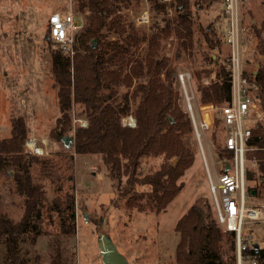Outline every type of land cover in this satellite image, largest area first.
Here are the masks:
<instances>
[{
    "label": "trees",
    "instance_id": "obj_1",
    "mask_svg": "<svg viewBox=\"0 0 264 264\" xmlns=\"http://www.w3.org/2000/svg\"><path fill=\"white\" fill-rule=\"evenodd\" d=\"M131 1L78 0L77 14L88 12V19L75 36L74 54L53 40L58 46L52 50L51 70L58 86L60 116L52 133L61 138L72 130L71 109L74 103H79L78 118L85 117L88 124L75 129V151L100 155L114 188L125 198L128 207L143 209L145 205L141 200L146 198V204L161 211L178 195L183 186L179 179L195 161V152L184 142L185 136L193 132V125L189 111L183 106V96L176 87L178 71L166 55H161V39L170 34V28L154 25L148 35L142 33L133 20L122 16L121 11L129 8ZM148 1L154 3L157 11L168 9L170 5L176 7L179 14L175 31L182 39L183 49L192 50L191 1ZM149 9L152 12L151 6ZM211 31L206 34V40L208 48L215 49L222 39L225 43V38L221 39L214 29ZM48 38L51 39L49 35ZM260 39L259 46L264 52V38ZM145 42V54L140 56L137 51ZM247 63L245 74L253 82L252 90L263 112V117L251 125L250 144L258 149L256 170L248 169L247 176L252 180L258 172L260 181L264 182V58L256 73ZM199 67L196 77L202 80L196 89L200 102H229L232 99L229 53L213 57L212 52L205 49ZM207 76L211 78L205 84L203 80ZM135 80L138 81L134 85ZM122 86L134 88L131 93L120 92ZM129 114L135 116V126L124 124ZM28 137L27 121L19 115L12 119L11 135L0 138V171L10 173L11 167H17L13 178L16 190L24 196L25 205L18 221L0 209V243L6 251L3 264H29L21 253L20 242L26 234H32L35 241L41 231L44 189L33 181L31 164L45 161L36 154L24 152L23 145ZM217 154L231 156L232 152L222 149L219 143ZM146 156H163L161 167L145 172L143 160ZM252 190L257 191V185L249 187L250 194ZM211 209L207 201L195 203L177 220L175 229L180 233L177 264H228L223 249L225 232ZM73 222L64 224L65 233L75 231ZM229 234L236 250L235 235ZM258 245L247 252L257 258L259 264H264V246ZM52 263L70 264L59 246Z\"/></svg>",
    "mask_w": 264,
    "mask_h": 264
},
{
    "label": "rangeland",
    "instance_id": "obj_2",
    "mask_svg": "<svg viewBox=\"0 0 264 264\" xmlns=\"http://www.w3.org/2000/svg\"><path fill=\"white\" fill-rule=\"evenodd\" d=\"M77 1L68 0L69 4L64 2L63 5V0H54V4H57L54 9L68 8L69 5L78 13ZM190 1L194 30L192 50L183 49L180 43L182 39L178 38L175 31L176 16L179 14L175 6H172L171 12L169 7L157 11L154 3L148 0H132L128 10L123 9L121 13L124 18L135 22L133 17L151 6L149 22L135 26L145 35L154 25L170 28V34L161 39V55H166L178 72L190 70L196 89L202 80L196 77V69H200L203 51L209 50L213 57L218 53H229V47L222 39L228 22L223 15L217 19L221 7L218 3L214 4L213 0ZM10 3V0H0V138L11 135L12 119L22 115L29 127V137L33 136L40 142L44 139L47 141L44 144L46 154H36L45 162L33 161L31 164L33 181L40 183L44 189L41 231L35 241L32 234L23 236L21 253L29 260V264H53L52 256L59 246L70 264H103L99 248V237L103 233L111 236L130 264H177L176 247L180 240V233L175 229L177 220L191 205L205 201L210 203L212 215L216 219L206 165L194 133L184 138L185 144L195 152V161L179 179L183 186L178 195L161 211L146 204V198L141 200L145 205L143 209L128 207L125 198L114 188L100 155L79 154L75 151V144L66 146L63 137L52 133L60 116L58 86L55 85L51 70L52 50L58 44L47 38L49 15L54 10L53 1L14 0L13 8ZM240 8L246 26L247 43L256 44L263 52L259 44L260 38H264V0H240ZM22 12L24 15H21ZM86 13L82 14L83 17H77L82 26L88 19ZM168 21L170 23L167 25ZM212 29L222 39L215 49H209L206 40V34H211ZM146 48L145 42L137 53L143 56ZM248 63L249 68H252V63ZM137 81H134V85ZM176 87L179 89L177 79ZM133 88L122 86L120 92L131 93ZM181 100L185 107L183 97ZM135 106L136 102L132 103L133 110ZM194 108L196 111L195 104ZM79 110L80 104L74 103L71 109L72 130L66 135H75L78 125L74 118H78ZM130 115L135 118L129 114L124 120ZM221 133L222 128L217 124L216 128L208 131V140L203 141L207 162L213 173L221 166L217 154ZM27 157L31 158L30 155ZM163 160V156H146L143 170L154 171L161 167ZM250 167L256 170L254 163ZM11 169L10 173L0 171V209L18 221L24 212V196L16 190L13 178L17 167ZM255 175L249 182L250 186L258 187L252 198L256 203L264 202V182L260 181L258 172ZM142 188L139 186V189ZM72 222L75 231L65 233L64 224ZM222 229L225 232V259L228 264H235L236 250L231 236ZM246 229L254 242L264 246V213L259 220L247 221ZM5 253V246L0 243V264L5 260ZM38 256L40 260H37Z\"/></svg>",
    "mask_w": 264,
    "mask_h": 264
},
{
    "label": "built area",
    "instance_id": "obj_3",
    "mask_svg": "<svg viewBox=\"0 0 264 264\" xmlns=\"http://www.w3.org/2000/svg\"><path fill=\"white\" fill-rule=\"evenodd\" d=\"M163 1L171 2L172 0ZM222 3L223 14L228 22L224 38L225 44L229 47L232 99L223 103L200 102L197 89L193 84V73L190 70L179 71L177 81L185 107L190 113L194 136L199 143L206 165L216 220L226 231L235 235V264H259L258 259L247 252L258 243L252 240V235L247 234L246 223L260 219L261 214L264 213V202L253 201L252 197L255 194L249 193L251 180L248 179L247 171L252 169L250 164H255L258 149L257 146L250 144L251 125L263 117V112L252 90L253 82L245 74V64L251 62L253 73H256L260 61L252 55L254 53L258 57L263 55L259 47L247 43V31L243 23L240 0H222ZM169 11H172L171 5ZM77 17L80 15L73 10L54 11L49 15L47 31L49 34L47 35L60 43L71 55L75 52L73 47L75 36L83 28ZM133 18H135L136 26L148 23L149 7L144 8ZM203 82L208 84L210 79L206 78ZM74 121L78 127L88 124L83 118L75 117ZM124 124L135 126L136 118L130 115L124 120ZM217 124H220L222 128V133L219 135L221 148L231 151L232 155L219 156L221 166L213 173L207 162L203 141L208 140V131L216 128ZM46 142V139L40 142L31 136L25 141L23 148L25 152L44 155ZM227 164L230 166L225 169ZM248 194L251 200L248 199Z\"/></svg>",
    "mask_w": 264,
    "mask_h": 264
},
{
    "label": "water",
    "instance_id": "obj_4",
    "mask_svg": "<svg viewBox=\"0 0 264 264\" xmlns=\"http://www.w3.org/2000/svg\"><path fill=\"white\" fill-rule=\"evenodd\" d=\"M62 139L66 146H71L75 142V137L72 135H65ZM229 166L230 165L227 164L225 169H228ZM252 194H255V190H252ZM85 217H87V213H85ZM258 246L259 245L256 244V247ZM99 248L103 264H130L110 235L101 233L99 237Z\"/></svg>",
    "mask_w": 264,
    "mask_h": 264
},
{
    "label": "crops",
    "instance_id": "obj_5",
    "mask_svg": "<svg viewBox=\"0 0 264 264\" xmlns=\"http://www.w3.org/2000/svg\"><path fill=\"white\" fill-rule=\"evenodd\" d=\"M11 1V3H10V7L11 8H13L14 7V0H10ZM53 1V3H52V5H53V9H54V6L55 5H57V4H54V0H52ZM67 3V4H69L68 3V0H63V3ZM213 2H214V4H216V3H218L219 5H220V7H221V11H220V14L218 15V18L217 19H219V17L221 16V15H223L224 16V14H223V3H222V0H213ZM65 3L63 4V5H65ZM59 4V3H58ZM62 5V6H63ZM61 6V5H60ZM69 10H72L71 9V6H69L68 5V8H58V9H54L52 12H54V11H60V12H67V11H69ZM51 12V13H52ZM2 14V13H1ZM21 15H24V12H22V14ZM23 17V16H22ZM80 17H83L82 15H80ZM243 18V17H242ZM244 22V21H243ZM223 36L225 37V32L223 33ZM227 45V44H226ZM250 45H255V46H257L256 44H254V43H252V44H250ZM258 47V46H257ZM262 57H258L255 53L252 55L255 59H257V60H259V61H261L263 58H264V53L262 52ZM215 56V55H214Z\"/></svg>",
    "mask_w": 264,
    "mask_h": 264
}]
</instances>
